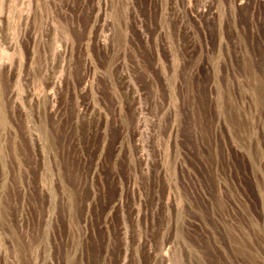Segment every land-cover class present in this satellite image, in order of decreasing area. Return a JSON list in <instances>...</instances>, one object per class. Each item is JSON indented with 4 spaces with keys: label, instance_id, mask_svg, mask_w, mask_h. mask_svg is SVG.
<instances>
[{
    "label": "rangeland",
    "instance_id": "rangeland-1",
    "mask_svg": "<svg viewBox=\"0 0 264 264\" xmlns=\"http://www.w3.org/2000/svg\"><path fill=\"white\" fill-rule=\"evenodd\" d=\"M0 264H264V0H0Z\"/></svg>",
    "mask_w": 264,
    "mask_h": 264
}]
</instances>
